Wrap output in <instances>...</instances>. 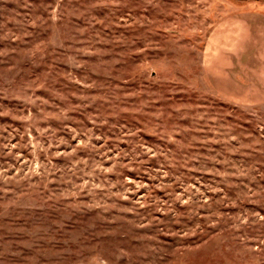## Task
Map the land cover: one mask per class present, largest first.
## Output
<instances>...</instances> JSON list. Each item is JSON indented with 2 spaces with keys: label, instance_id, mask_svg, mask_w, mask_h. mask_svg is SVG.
<instances>
[{
  "label": "rangeland",
  "instance_id": "obj_1",
  "mask_svg": "<svg viewBox=\"0 0 264 264\" xmlns=\"http://www.w3.org/2000/svg\"><path fill=\"white\" fill-rule=\"evenodd\" d=\"M237 15L264 45V0H0V264H264V77L204 61Z\"/></svg>",
  "mask_w": 264,
  "mask_h": 264
},
{
  "label": "crops",
  "instance_id": "obj_2",
  "mask_svg": "<svg viewBox=\"0 0 264 264\" xmlns=\"http://www.w3.org/2000/svg\"><path fill=\"white\" fill-rule=\"evenodd\" d=\"M255 44L253 27L248 19L238 15L231 16L219 23L209 34L204 48L205 65L219 82L237 86L242 93H247L246 90H251L252 85L244 82L246 76L250 77L245 69L258 62V68L251 76L258 79L264 77V45ZM252 84L256 85L253 82ZM262 88L260 94L264 93L263 85ZM225 94L231 98V94ZM247 101L252 102L253 99Z\"/></svg>",
  "mask_w": 264,
  "mask_h": 264
}]
</instances>
